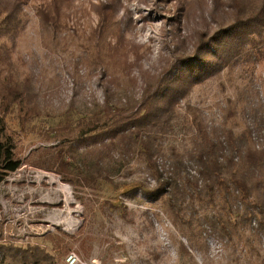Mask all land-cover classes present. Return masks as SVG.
<instances>
[{"label":"rangeland","instance_id":"1","mask_svg":"<svg viewBox=\"0 0 264 264\" xmlns=\"http://www.w3.org/2000/svg\"><path fill=\"white\" fill-rule=\"evenodd\" d=\"M52 1L26 0L22 6L25 24L16 40L0 38V102L3 81L8 68H13L20 79L34 74L42 110L41 116L24 125L14 112L7 116L22 164L0 184V245L27 248L36 244L50 252L57 264H190L181 241L199 264H264V244L248 242L253 238L250 227L230 226L232 239L225 246L210 225H199L218 206H197L193 226L176 225L146 192L155 182L143 155L113 174L112 181H86L87 172L78 177L70 166L89 158L84 153L94 141L73 140L55 129L72 97L104 98L102 76L111 60L117 64L113 73L118 78L111 84L113 91L120 89L121 94L125 91L138 98L143 72L159 74L173 60L176 42L185 38L191 47L198 32L206 28L205 22L215 28L214 0H61L56 38L43 35L39 18V11ZM85 57H93V63ZM121 62L129 64L126 71ZM126 72L136 79L135 84ZM188 103L202 112L209 126L231 128L235 133L250 128L251 139L263 145L264 57L244 61L233 72L207 80L181 100V116L162 138L167 165L171 146L185 153L198 137ZM69 148H77L78 153ZM194 230L201 232L208 247V261L186 240L185 234Z\"/></svg>","mask_w":264,"mask_h":264},{"label":"trees","instance_id":"2","mask_svg":"<svg viewBox=\"0 0 264 264\" xmlns=\"http://www.w3.org/2000/svg\"><path fill=\"white\" fill-rule=\"evenodd\" d=\"M25 3L26 0H0V38L16 40L25 24L22 17ZM49 5L39 11L40 23L44 36L56 38L62 3L53 0ZM213 12L214 29L205 22L206 28L198 32L191 47L185 38L176 42L173 60L159 74H141L144 81L138 98L126 95L125 91L121 94L120 89L113 91L111 84L118 78L114 75L117 64L111 60L102 76L104 98L72 97L55 129L71 135L73 140L94 141L84 153L89 158L70 166L78 177L87 172L89 176L83 178L86 181L94 182L98 178L112 181L113 174L136 156L143 155L155 182L146 192L176 225L193 226L197 206H218L219 210L205 214L199 225H210L222 237V245L231 241L232 226L250 227L253 238H248V242L259 240L264 244V144L256 145L250 128L235 133L231 128L209 126L202 112L188 103L186 108L198 137L193 148L185 153L171 146L169 164L164 162L162 138L173 130L181 116L178 109L181 100L207 80L233 72L244 61L254 62L264 57V0H214ZM84 60L93 63V57ZM94 61L100 62L97 54ZM120 64L129 67L124 62ZM8 71L0 102V184L22 164L15 154L8 114L14 112L22 125L42 115L34 74L26 73L20 79L15 69ZM126 76L135 84L136 79L130 73L126 72ZM221 134L225 141L220 139ZM71 151L78 153L77 148ZM66 179L76 185L72 178ZM200 233L194 230L185 234L186 240L208 261V247ZM179 245L190 257V264H199L183 242ZM7 260H12L9 264H57L50 252L36 244L27 248L0 245V263Z\"/></svg>","mask_w":264,"mask_h":264},{"label":"built area","instance_id":"3","mask_svg":"<svg viewBox=\"0 0 264 264\" xmlns=\"http://www.w3.org/2000/svg\"><path fill=\"white\" fill-rule=\"evenodd\" d=\"M75 262V259H72L70 263H74Z\"/></svg>","mask_w":264,"mask_h":264}]
</instances>
